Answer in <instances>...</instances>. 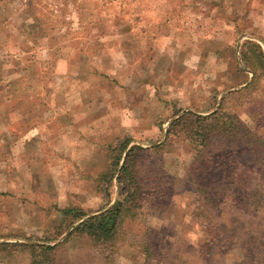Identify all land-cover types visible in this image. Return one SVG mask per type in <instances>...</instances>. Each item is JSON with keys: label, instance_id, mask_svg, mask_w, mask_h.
<instances>
[{"label": "rangeland", "instance_id": "374dc122", "mask_svg": "<svg viewBox=\"0 0 264 264\" xmlns=\"http://www.w3.org/2000/svg\"><path fill=\"white\" fill-rule=\"evenodd\" d=\"M221 104L264 139V0H0V244L54 246L53 264L239 261L226 204L247 199L263 150L216 138L196 161L168 137ZM128 140L145 149L136 215L111 243L70 237L61 210L115 203L104 175ZM23 250L0 264H31Z\"/></svg>", "mask_w": 264, "mask_h": 264}, {"label": "trees", "instance_id": "16d2710c", "mask_svg": "<svg viewBox=\"0 0 264 264\" xmlns=\"http://www.w3.org/2000/svg\"><path fill=\"white\" fill-rule=\"evenodd\" d=\"M257 47L260 50V47ZM255 81L256 73L249 87H253ZM251 133L248 125L227 112L223 104L215 112L206 116L192 112L184 113L170 124L168 130V137H184L194 145L196 161L204 159V154L215 143L216 138L222 142L245 140L248 144L251 141L257 148L263 150V154L255 161V167L249 169L252 172L251 175L255 177L252 180L254 186L246 192L247 199L232 200L229 197L226 204L227 208L233 212L239 211L238 220H231L224 238L225 242H233V250L238 251L240 255V260L232 264H262L260 257H264V139L252 138ZM130 144V140L121 144L120 152L113 158L111 169L104 175L106 183L102 186V191L106 192L110 202L114 197L113 180L117 175L115 183L118 187V197L113 205L98 214L89 216L77 208L61 210L64 218L75 220L70 237H87L96 245L111 243L119 236L124 222L136 215L140 187L135 168L145 149L132 146L126 152ZM212 200L215 198L212 197ZM44 242L48 241L44 240ZM9 248L26 249L30 254L31 264L55 263L48 253L54 250V246L30 243L0 244V250ZM223 263L227 264L226 260H223Z\"/></svg>", "mask_w": 264, "mask_h": 264}]
</instances>
